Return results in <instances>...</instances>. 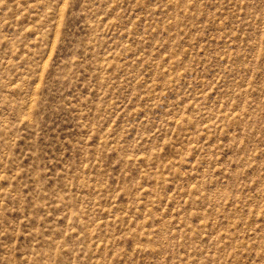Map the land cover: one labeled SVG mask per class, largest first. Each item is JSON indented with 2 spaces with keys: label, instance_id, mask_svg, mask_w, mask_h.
Listing matches in <instances>:
<instances>
[{
  "label": "rangeland",
  "instance_id": "374dc122",
  "mask_svg": "<svg viewBox=\"0 0 264 264\" xmlns=\"http://www.w3.org/2000/svg\"><path fill=\"white\" fill-rule=\"evenodd\" d=\"M0 264H264V0H0Z\"/></svg>",
  "mask_w": 264,
  "mask_h": 264
}]
</instances>
